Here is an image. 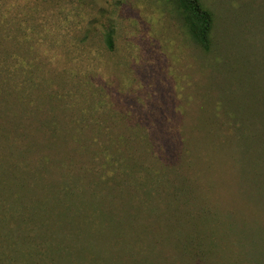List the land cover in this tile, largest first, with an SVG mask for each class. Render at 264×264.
I'll return each instance as SVG.
<instances>
[{
    "label": "rangeland",
    "instance_id": "rangeland-1",
    "mask_svg": "<svg viewBox=\"0 0 264 264\" xmlns=\"http://www.w3.org/2000/svg\"><path fill=\"white\" fill-rule=\"evenodd\" d=\"M201 2L0 0V264H264V0Z\"/></svg>",
    "mask_w": 264,
    "mask_h": 264
},
{
    "label": "trees",
    "instance_id": "trees-1",
    "mask_svg": "<svg viewBox=\"0 0 264 264\" xmlns=\"http://www.w3.org/2000/svg\"><path fill=\"white\" fill-rule=\"evenodd\" d=\"M185 14L195 40L205 49L211 47V30L214 23L213 13L205 8L201 0H176ZM106 44L109 49L115 48V29L106 33Z\"/></svg>",
    "mask_w": 264,
    "mask_h": 264
}]
</instances>
